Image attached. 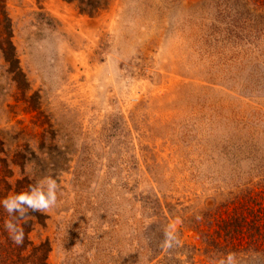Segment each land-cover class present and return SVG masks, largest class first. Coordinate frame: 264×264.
Wrapping results in <instances>:
<instances>
[{"label":"rangeland","instance_id":"1","mask_svg":"<svg viewBox=\"0 0 264 264\" xmlns=\"http://www.w3.org/2000/svg\"><path fill=\"white\" fill-rule=\"evenodd\" d=\"M5 2L43 123L0 60V128L43 132L13 169L57 182L48 264H219L207 233L264 200V0Z\"/></svg>","mask_w":264,"mask_h":264},{"label":"trees","instance_id":"2","mask_svg":"<svg viewBox=\"0 0 264 264\" xmlns=\"http://www.w3.org/2000/svg\"><path fill=\"white\" fill-rule=\"evenodd\" d=\"M77 2L78 8L82 12L94 14V6L87 11L83 7L84 0H69ZM100 1V0H99ZM249 19H245L244 22ZM232 26L241 25L237 20L231 21ZM237 28V27H236ZM13 26L7 11L5 0H0V60L2 67L8 75L9 80L16 89L22 94L17 101L35 103L30 108V112H35L37 121L43 123L40 105V93L32 92L26 76L20 65V59L13 42ZM234 39L242 40V37L234 34ZM43 125V124H42ZM42 125H40L42 127ZM39 125L23 126L17 133L15 131L6 132L0 128V199L9 195L26 192L36 184V175L21 171V176L17 177L13 167L22 168L24 163L37 162V156L30 148L27 149L22 144L26 136L43 139V132L37 131ZM54 134V132H53ZM54 136V135H53ZM54 139V137H53ZM32 142H30L31 144ZM27 149V150H26ZM14 189L13 193H11ZM257 196V197H256ZM260 193L253 191L243 199L241 206H235L232 215L220 218L214 232H209L207 241L210 247L218 254V261L225 258L227 254L234 255V264H264V200H258ZM247 215H245V212ZM28 223L23 224L25 230V241L23 245L16 246L8 238L7 232L3 228L6 220L11 219L6 212L0 209V264H48V255L51 250L50 242L43 241L35 243L31 239V234L35 225L43 221L44 216L39 212L28 213ZM213 221H210L212 223Z\"/></svg>","mask_w":264,"mask_h":264},{"label":"clouds","instance_id":"3","mask_svg":"<svg viewBox=\"0 0 264 264\" xmlns=\"http://www.w3.org/2000/svg\"><path fill=\"white\" fill-rule=\"evenodd\" d=\"M57 190L56 180L49 178L44 183L37 182L26 192L0 199V209L11 217L4 222L3 228L14 245L21 246L25 241L23 224L28 223L30 211L47 214L50 209L56 206ZM234 259V255L229 253L219 261V264H234Z\"/></svg>","mask_w":264,"mask_h":264}]
</instances>
